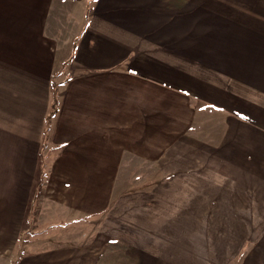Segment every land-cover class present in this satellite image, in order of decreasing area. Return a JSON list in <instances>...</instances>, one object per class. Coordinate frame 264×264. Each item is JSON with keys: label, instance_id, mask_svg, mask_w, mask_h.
Listing matches in <instances>:
<instances>
[{"label": "crops", "instance_id": "0c3cea01", "mask_svg": "<svg viewBox=\"0 0 264 264\" xmlns=\"http://www.w3.org/2000/svg\"><path fill=\"white\" fill-rule=\"evenodd\" d=\"M113 194L130 264H264V0H0V260Z\"/></svg>", "mask_w": 264, "mask_h": 264}, {"label": "rangeland", "instance_id": "374dc122", "mask_svg": "<svg viewBox=\"0 0 264 264\" xmlns=\"http://www.w3.org/2000/svg\"><path fill=\"white\" fill-rule=\"evenodd\" d=\"M74 10V13H76L77 8L75 7ZM70 37L71 36L64 34H59L57 36L58 53L66 52L69 49L71 41ZM65 44L68 48L64 47ZM62 58H67L66 54L63 55ZM63 69L64 67H62L59 73L64 72ZM60 77H63V75H60L57 78L59 79ZM61 81H63V79L59 80L58 82L53 81L52 84L56 85V89L59 90ZM119 182H121L122 185L120 187H117V191L126 190L128 188V180H120ZM38 198L39 196L34 201H36ZM137 199L138 201H140L143 198L142 196H138ZM135 200V197L129 195L113 194L111 208L109 209L107 214H105L107 217H99L98 215L93 216L89 219L84 220V222H81L80 225L75 223L74 227L54 226L41 228L39 226H36L34 222L35 216L38 213L37 204L35 210H32V216L30 215V213L28 215V217H30L32 221H27L29 224H27V226L23 228L21 235L15 243L13 255L11 254L10 258L7 260L6 258L0 260V264H14L17 258L24 255L25 253L33 252L32 250L40 251L45 249H58L61 252L65 253V256H67L66 253H70L67 264H94L96 261L94 253L99 249L101 250L102 247H105V251L107 252L99 261L97 260L95 264H130V259L125 252L128 247V243H130L128 240V235L129 233H131L133 228L128 226L121 228L120 223L118 222V218L122 216L119 214V209L130 205V203ZM115 213H117L116 224L115 221L112 220ZM124 213L126 214V217L128 215H130V217L131 215H133V212L125 211ZM174 213L176 214L177 212ZM107 219H111V221H107ZM98 227L107 231L106 234H109L110 238L113 240H117V242L111 240L110 242H108V244H106V246L104 242L93 243L96 234L98 233ZM122 229L125 230V232H123ZM155 229L159 230L160 228L158 227ZM103 233L104 232H102V234ZM113 233H117L119 234V236H113ZM37 234H43V238L41 239V241L32 242L31 240Z\"/></svg>", "mask_w": 264, "mask_h": 264}, {"label": "trees", "instance_id": "16d2710c", "mask_svg": "<svg viewBox=\"0 0 264 264\" xmlns=\"http://www.w3.org/2000/svg\"><path fill=\"white\" fill-rule=\"evenodd\" d=\"M56 85L51 84V105L49 109L48 118L50 119L52 115L55 113L56 105H57V98H58V89H56Z\"/></svg>", "mask_w": 264, "mask_h": 264}]
</instances>
